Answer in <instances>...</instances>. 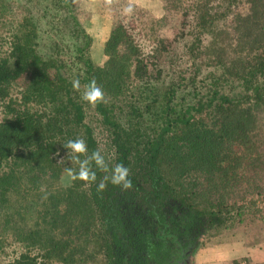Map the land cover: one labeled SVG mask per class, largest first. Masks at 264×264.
Segmentation results:
<instances>
[{
    "label": "trees",
    "instance_id": "obj_1",
    "mask_svg": "<svg viewBox=\"0 0 264 264\" xmlns=\"http://www.w3.org/2000/svg\"><path fill=\"white\" fill-rule=\"evenodd\" d=\"M162 2L165 15L179 17L172 35L136 9L111 28L103 63L77 48L81 89L94 79L104 91L91 106L63 58L37 50L31 16L0 0V264H81L98 252L119 264L163 245L147 239L169 207L178 213L167 218L174 241L197 223L259 208L264 0ZM176 44L179 53L165 59ZM77 138L88 148L81 160L99 151L110 170L129 169L132 186L113 185L94 162L90 186L64 184L65 169L79 165L63 146Z\"/></svg>",
    "mask_w": 264,
    "mask_h": 264
},
{
    "label": "rangeland",
    "instance_id": "obj_2",
    "mask_svg": "<svg viewBox=\"0 0 264 264\" xmlns=\"http://www.w3.org/2000/svg\"><path fill=\"white\" fill-rule=\"evenodd\" d=\"M10 1L18 4L19 14L27 17L29 15L35 22L38 34L37 50L44 56L57 52L65 62L64 75L71 81L80 80V75L85 69L82 61L77 58V48L83 46L93 64L103 63L104 41L122 14L126 16L135 14L133 11L137 9V13L143 14L158 34L165 36L172 35L179 25L178 15H165L162 0H113L111 5H106L104 0ZM121 2L128 3L124 9L130 7L131 12L124 10L120 12L118 8L122 5ZM80 31L85 32L87 38ZM180 46L181 44H176L175 48L164 54V58L169 59L172 54L179 53ZM203 68L208 70L212 69V66ZM205 70L202 72L205 73ZM81 90L84 89L80 87L79 94L82 93ZM198 90L200 91V88ZM69 179L67 174L61 177L64 184ZM257 200H259L257 202L259 208L251 207L242 215V219H239L236 213H232L229 219H223L209 226V230L199 240L194 254L202 253L208 259L223 260L227 256L232 257L247 252L249 259L258 261L257 256H262L261 253H264V192ZM8 247L11 249L10 246ZM155 253L156 251L152 250V254ZM159 255L162 257L163 253ZM105 263L103 253L98 252L95 257L81 264ZM55 264L60 263L56 260Z\"/></svg>",
    "mask_w": 264,
    "mask_h": 264
},
{
    "label": "clouds",
    "instance_id": "obj_3",
    "mask_svg": "<svg viewBox=\"0 0 264 264\" xmlns=\"http://www.w3.org/2000/svg\"><path fill=\"white\" fill-rule=\"evenodd\" d=\"M106 5H111L113 0H104ZM126 12H131V8L125 10ZM72 87L75 91H80V82L78 79L72 81ZM82 101L86 102L91 106H95L98 103L104 101V91L99 87L96 81L93 79L87 85L84 86V92L81 96ZM66 149L71 150L72 159L76 164L79 165L78 170L72 168H66L65 172L71 180H80L85 182V186H90L96 180V174L91 170L92 162L95 163V166L103 172L111 171L110 182L113 185L122 186L127 189L132 186L131 180L129 177V169L123 164H117L115 168L109 169L108 165L105 162L104 157L99 151H93L90 156H86L85 159L81 160V156H85L88 152L87 144L83 139L77 138L74 140H68L67 143L63 146ZM55 155H58L56 153ZM63 160V159H61ZM59 160V161H61ZM105 181L109 180V177L104 178ZM106 187V183L102 181L98 185V190L102 191Z\"/></svg>",
    "mask_w": 264,
    "mask_h": 264
},
{
    "label": "flooded vegetation",
    "instance_id": "obj_4",
    "mask_svg": "<svg viewBox=\"0 0 264 264\" xmlns=\"http://www.w3.org/2000/svg\"><path fill=\"white\" fill-rule=\"evenodd\" d=\"M181 209V208H180ZM171 215L177 216L178 213L174 212L173 209L169 207L168 212L162 213L164 221L161 224H156V231L153 230V233L148 236V241L153 238V240L163 244L162 246L153 247V250L156 253L153 255L151 250L147 248L137 254L134 258H123L121 261L119 260V264H193V256L194 252L199 244V240L202 238V235L205 234L209 230V226L206 224H198L194 225V227L190 230L189 235L180 234L177 236L176 240L168 234L169 230V221ZM138 216V214H137ZM169 220H168V219ZM153 223H156L157 220H151ZM213 226V224L211 225ZM181 231L184 232V228L181 227ZM141 247H143L141 245ZM163 248V249H160ZM147 250V251H146ZM163 253L161 257L159 254ZM166 254V255H165ZM159 255L160 257H156ZM165 255V256H164ZM163 259V260H162Z\"/></svg>",
    "mask_w": 264,
    "mask_h": 264
},
{
    "label": "crops",
    "instance_id": "obj_5",
    "mask_svg": "<svg viewBox=\"0 0 264 264\" xmlns=\"http://www.w3.org/2000/svg\"><path fill=\"white\" fill-rule=\"evenodd\" d=\"M246 253L247 252H242L239 255H234L232 257L227 256L223 260H220L218 258L208 259L207 257H204V254L202 255V253H196L193 256V264H232L239 257H247ZM261 254L262 256H257L258 261H254L256 264H264V253Z\"/></svg>",
    "mask_w": 264,
    "mask_h": 264
},
{
    "label": "built area",
    "instance_id": "obj_6",
    "mask_svg": "<svg viewBox=\"0 0 264 264\" xmlns=\"http://www.w3.org/2000/svg\"><path fill=\"white\" fill-rule=\"evenodd\" d=\"M232 264H256L253 260L248 257H239Z\"/></svg>",
    "mask_w": 264,
    "mask_h": 264
}]
</instances>
